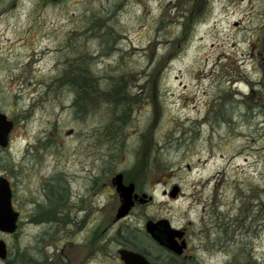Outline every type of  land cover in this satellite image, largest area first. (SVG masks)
<instances>
[{
	"label": "rangeland",
	"instance_id": "1",
	"mask_svg": "<svg viewBox=\"0 0 264 264\" xmlns=\"http://www.w3.org/2000/svg\"><path fill=\"white\" fill-rule=\"evenodd\" d=\"M0 112L18 148L63 160L73 203L95 175L109 246L91 264H176L145 231L161 220L187 227L190 264H264V0H0ZM116 174L146 195L121 223ZM65 224L23 221L0 264L61 243L72 264L87 249Z\"/></svg>",
	"mask_w": 264,
	"mask_h": 264
},
{
	"label": "flooded vegetation",
	"instance_id": "2",
	"mask_svg": "<svg viewBox=\"0 0 264 264\" xmlns=\"http://www.w3.org/2000/svg\"><path fill=\"white\" fill-rule=\"evenodd\" d=\"M0 114L5 116V122L11 123V128L7 132H4L5 126L0 124V195H2V197L5 196V199L7 197L10 210L12 214H15L17 217L16 228L12 233L3 232L0 230V243H4L6 252V257L0 260L4 261L6 258H9L10 249L7 239L14 237L21 230V223L23 221H25L27 225L39 226L47 222V220H52L55 223H58V226L60 227H63L65 223V225L72 224L73 227H77L74 233H72L76 240L80 238L79 233L82 232L81 239L83 242V247L87 249V252L85 254L82 253L81 256L80 254H74L75 257L72 264H91L92 261L96 260L97 256L100 257L102 255L106 257V249L109 245L106 243L105 235L109 224H93L92 227L89 228L90 223L94 222V214L97 211L93 205L95 198L94 189L96 185L95 175L89 172L85 173V176L82 179V187L84 188L82 189L83 193L80 194L79 192H76L77 200L75 203H73V196H70L69 193H64L66 189H64L63 180H61L63 177L61 171L63 169V160H54L55 166L52 170H48L49 166L46 165L47 160L44 157L41 158L39 155L33 158L32 152L34 150L31 149L29 144L25 145L24 149L18 148V146L15 144V122L10 120L5 114L1 112ZM21 140L22 138L20 141ZM77 162H79V160ZM116 175H121L122 185H129L122 174ZM79 177L80 176L77 178ZM107 187L112 189L113 187L114 189L116 188L113 185L112 180L110 181V185ZM102 188H104V185ZM133 195H137V198L134 200V205L136 202L144 201L142 198L143 195L139 197L135 192H133ZM172 200L175 201V199ZM69 205H71V208L67 207ZM86 205L87 207H85ZM71 209L72 211L75 210L73 214ZM131 210L125 217L119 219L116 217V212L113 222H123L125 219H127ZM79 213L83 214L81 222L79 218H77ZM71 215H73L72 218L76 220V223L74 220L70 221ZM66 216H68L66 220H68L69 223L67 221L64 223ZM177 230L182 232V236H176L175 241L178 244H181L182 242L185 244V247L180 255H177L172 251H169L166 248L158 245L155 241H152L164 254V259L166 261L174 262L176 264H190L193 258V255L189 250L191 235L188 232L187 227ZM65 248L66 245L63 243H61L60 246L55 245V260L54 263L50 264H62L63 262L64 264H69L70 260L64 255ZM127 251L140 254L147 261H149L147 254L132 250ZM50 258L51 257H49V259ZM119 260L121 261L120 257ZM42 264H46V262L43 261Z\"/></svg>",
	"mask_w": 264,
	"mask_h": 264
},
{
	"label": "water",
	"instance_id": "3",
	"mask_svg": "<svg viewBox=\"0 0 264 264\" xmlns=\"http://www.w3.org/2000/svg\"><path fill=\"white\" fill-rule=\"evenodd\" d=\"M49 1L58 2L61 0ZM5 120V116L0 114V124L5 126L4 132H7L11 128V123L5 122ZM112 182L116 187L115 190L118 193L121 203L116 215V217L119 219L125 217L129 213L131 208L134 206V200L137 198V195H133V184H129L127 186L122 185L121 175H116L112 179ZM179 192L180 188L174 185L169 192V197L175 199ZM142 198H146V195H143ZM16 219V215L12 214L10 210L7 197L5 199V196L2 197V195H0V230L3 232L12 233L16 228ZM145 231L158 245L166 248L169 251H172L177 255H180L185 247L184 242L178 244L175 241V237H181L182 232L180 230L172 228L166 220L157 222L148 221L145 224ZM118 254L124 264H152L147 261L142 255L131 251L119 250ZM5 257V245L3 242H1L0 259H4Z\"/></svg>",
	"mask_w": 264,
	"mask_h": 264
}]
</instances>
